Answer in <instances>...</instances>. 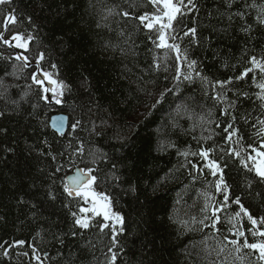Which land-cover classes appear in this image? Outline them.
Segmentation results:
<instances>
[{
    "label": "trees",
    "instance_id": "obj_1",
    "mask_svg": "<svg viewBox=\"0 0 264 264\" xmlns=\"http://www.w3.org/2000/svg\"><path fill=\"white\" fill-rule=\"evenodd\" d=\"M197 2L198 11L174 23L178 35L181 29L198 28L199 43L184 38L183 44L189 59L198 62L196 71L208 81L194 77L191 83H181L180 91L167 96L151 116L148 110L155 99L149 94L158 96L175 83V53L165 60V50L154 46L156 33L119 14L121 9L134 15L152 13L148 0H134L131 9L133 0H11L0 5V31L5 13L14 9L20 23L11 30L34 35L24 53L29 57L27 67L15 59L22 50L0 43V243L35 242L43 264H109L114 226L118 243L113 264H240L230 245L219 256L212 249L224 236L235 238L232 233L237 230L245 231L249 242L259 237L247 231L252 225L246 217L233 219L239 206L231 202L218 213L220 223L212 228V221L205 220L209 212L202 209L206 204L218 206L223 195L215 191V178L207 168L193 180L188 161L203 167L206 161L190 153L199 152L201 146L213 149L210 158L223 157L221 164H227L224 178L231 199L241 197L255 218L264 217V183L241 163L249 154L256 156L249 144L258 150L264 144L260 131L264 126L253 128L264 119V101L256 95L260 89L253 75L258 82L264 77L256 69L235 80L251 67L250 56H264V25L257 21L264 0H232L230 9L226 0ZM254 2L257 8L244 7ZM107 8L113 9L110 15ZM237 11H244V18L229 21V13ZM249 25V33L241 31ZM10 35L5 33L6 38ZM40 53L45 56L40 73L64 84L63 89L53 84L51 103L45 100L44 85L32 78ZM229 78L231 84L223 89L217 85L213 91L216 81ZM217 92L223 96L220 101L213 99ZM189 98L196 119L182 116L173 126L176 104ZM225 111L228 115L222 114ZM55 113L68 117L64 134L48 125ZM229 121L242 137L240 158L227 154L231 143L225 142L223 129ZM209 135L211 139H205ZM81 146L83 152H77ZM246 162L252 167L251 161ZM75 166L96 170L93 190L109 197L112 212L123 217V225L89 211L85 215L90 227L75 226L71 213L84 215L79 211L83 200L69 197L63 187ZM207 195L214 199L209 201ZM193 218L204 220L208 227ZM102 224L109 227L101 231ZM24 251L30 256H17ZM242 255L245 264H260L258 254L244 249ZM0 264L37 262L25 246L15 249L10 260L0 259Z\"/></svg>",
    "mask_w": 264,
    "mask_h": 264
},
{
    "label": "snow or ice",
    "instance_id": "obj_2",
    "mask_svg": "<svg viewBox=\"0 0 264 264\" xmlns=\"http://www.w3.org/2000/svg\"><path fill=\"white\" fill-rule=\"evenodd\" d=\"M11 0H0V5L9 4ZM127 2V0H126ZM148 2L153 6L154 11L152 13L145 12L141 15H134L128 10L121 9L120 15L123 18H128L131 20H136L142 25L145 29L150 32H155L156 37L153 40L154 46L159 49L165 50L166 60L168 58L169 53H175V75L172 77L175 82L172 88H165L164 90L159 92V95L149 94L155 99V103L151 104L148 110V115H152L153 110H157L158 106H162L163 102L166 101L167 96L172 95L174 92L180 91V84L183 82L191 83L195 78L201 79L203 82H207L208 78L203 76L201 72L196 71L198 62L195 60L189 59V49L184 46L183 40L184 38L189 39V43H199L198 36V28L197 27H187L186 29H181L182 35L177 34V28L175 27V23H179V17L186 16L188 13H194L198 11V2L197 0H148ZM227 6L230 9L232 5V0H226ZM135 6L134 0L133 3L129 4V8H133ZM119 7V6H117ZM245 8H257L258 6L254 3L252 4H244ZM106 12L110 15L113 12L112 8H107ZM245 16L244 11H237L235 13H229L228 20L231 21L233 17H240L243 19ZM29 22H31V18L29 17ZM107 19V17H105ZM257 21L259 24L264 25V5L259 6V11L257 14ZM175 22V23H174ZM20 23V18L16 16L15 10H10L5 13L3 17V31H0V43L7 45L8 47H14L16 49L22 50L18 54H16L15 59L18 61H23L24 67L29 66V57L24 53L30 50V42L34 40V35L31 32H22V31H12L11 27L16 26ZM35 27V25H33ZM100 27V24L97 25ZM241 31L245 33H249L251 31V26H247L241 29ZM11 32L9 37H5V33ZM149 39H152L150 36ZM14 42V43H13ZM45 59L44 53H40L36 57V68L37 72L33 73V81L38 85H43V79H48L50 83H59L61 89H63L64 84L63 81H52L49 73L44 72L43 78L38 75L42 71L41 69V61ZM248 62L251 67H246L240 73L239 76L235 77V80H241L246 77L249 73H253L256 69H259V72L262 77H264V56L257 57L252 55L248 58ZM155 67L157 69L160 68V62L154 58L153 61ZM56 65H52V68H55ZM186 68L188 71H183L182 69ZM167 71V69H165ZM253 82L256 83V86L260 89L256 95L261 100L264 101V78H262L259 82L257 81V77L253 75ZM232 83V78H229L227 81H216L212 86L213 91L216 90V86L219 85L221 89H223L226 85ZM45 92L53 91L49 88L43 89ZM6 91V89H5ZM62 94V92L60 93ZM55 95V92H54ZM183 93H181V96ZM247 95V93H244ZM176 99H180V96H177ZM214 100L220 101L223 99L221 92H217V94L213 97ZM60 101L57 100V103ZM194 102L189 101L182 102L181 104H176L174 109V115L172 116L173 126L176 125V121L182 116H186L190 120H195L197 117V113L194 111L192 104ZM264 107V104L261 105ZM223 115H228L225 111L222 113ZM3 115V113H0ZM67 119L66 117H53V126L54 127H62V123L57 125L56 121H64ZM236 119L235 116L232 117V121ZM232 121H229L227 126L224 127L223 131L225 135V142H230L231 146L227 149V154L235 156L236 158H240L242 152L244 151V147L241 144L242 137H240L239 130L233 126ZM80 122L77 121L72 125L73 128L77 127ZM257 125L264 126V119H258L256 124H253V128H256ZM220 127L219 124L216 125ZM261 132H264V127H261ZM99 134V133H97ZM259 134V133H258ZM234 137L236 138L234 140ZM205 139H211V135L205 137ZM168 146H174L169 144ZM253 152L256 153V156L248 155L246 159H241V163L245 168H248L249 171H254L256 177L259 182L264 183V159H261L257 162V157H264V144L260 145V149L253 147L251 144L247 146ZM77 152H83V147L81 146L76 150ZM213 149L204 148L201 146L199 152L190 153L192 156H199L201 160L206 161V163L201 167L197 163H193L188 161L192 172L193 180H197L199 176L204 175V169L207 168L209 174H211L215 180L213 183L214 189L216 192H219L223 195V201L218 202V206L216 203H213L211 207L208 204L205 205V208L202 211H208L209 215L205 216V220L210 219L212 221V228L216 229V225L220 223V216L218 213L222 212L225 208L229 206V202L233 205H238L239 210L235 212L233 219L236 217H246L248 221L251 222L252 227L247 231L251 234L253 238L259 237L255 242H249L247 236L245 235V231L237 230L232 233L235 238L229 239L228 236L223 237V241L219 244L218 248L212 249L216 252L217 256L221 253L225 252L226 249H229V245L231 246L230 251L236 254L235 259L240 261V264H245V256L242 255L244 249H247L253 253L258 254L257 260L260 264H264V217L259 219L255 218L250 212L249 209L244 206L241 202V197L237 196L235 199H231L229 192V185L225 182L224 178V169L227 167V164H221V160L223 157L219 159L210 158V153ZM181 155H189V153H180ZM55 159V157H53ZM101 158H104L103 155ZM246 161L252 162V167H249V164ZM95 163V160L93 161ZM115 168V165H113ZM184 167V165H181ZM57 172L60 171V168L56 169ZM96 170L93 168H77L74 175L66 176L64 179V192L67 193L69 197L76 196L87 199L91 197L92 206L91 208L80 207V213L92 212L94 215L103 214L104 220L109 221L112 220L115 223H119L123 225L124 220L123 217L116 212H112L111 209V201L109 197L104 193H96L93 190V185L97 182L98 177L94 174ZM194 173V174H193ZM249 186H251V182H249ZM135 191V188L132 189ZM51 196V192L49 193ZM54 198V197H53ZM209 201H212L214 198L211 195H207L206 197ZM100 201H104V203H100ZM75 226H79L80 228H89L90 223L88 219H85L83 216L78 215L76 212L71 213ZM199 224H203L204 227H208L205 224L204 220L195 221ZM261 227H257V225ZM106 227H109L108 224L100 225L101 231H103ZM123 227L119 229L120 232H123ZM218 231V230H217ZM231 231V229L229 230ZM112 232V247L108 249V252L111 253L109 264H113L116 261L117 256L116 253L113 252V248L117 247V229L113 226L111 228ZM72 235H76V232H73ZM62 242V241H61ZM28 247L31 250V258H34L37 264H43L41 255H38V249L35 246V242L29 243L25 240H13L11 242L5 241L0 243V259H11L12 252L20 247ZM44 255H47L46 253ZM17 256L29 257L30 253L28 251H24L22 253H17Z\"/></svg>",
    "mask_w": 264,
    "mask_h": 264
},
{
    "label": "water",
    "instance_id": "obj_3",
    "mask_svg": "<svg viewBox=\"0 0 264 264\" xmlns=\"http://www.w3.org/2000/svg\"><path fill=\"white\" fill-rule=\"evenodd\" d=\"M38 75H40V76L43 78V75H42L41 73H38ZM43 84H44V86H45L46 88L51 89V83L45 81V79H43ZM45 98H46L47 101H50V100H51V95H50V92H49V91L46 92V94H45ZM61 116L66 117L67 119H65V120L62 121V122L59 121V120H57V121H56V124L59 125V124L62 123L63 126H62V127H54V126H53V117H61ZM67 122H68V117H67V115H66L65 113H56V114L51 115V117L49 118V121H48V125H49V127H50L54 132H56V133H58V134H64L65 131H66V129H67ZM77 168H80V167L75 166V167L73 168L72 172H70L67 176L74 175L75 172H76V169H77ZM72 197H73V196H72Z\"/></svg>",
    "mask_w": 264,
    "mask_h": 264
},
{
    "label": "rangeland",
    "instance_id": "obj_4",
    "mask_svg": "<svg viewBox=\"0 0 264 264\" xmlns=\"http://www.w3.org/2000/svg\"><path fill=\"white\" fill-rule=\"evenodd\" d=\"M14 43V42H13ZM35 73V72H34ZM47 81H49L48 79H46ZM54 83H52V86H53ZM52 92V91H51ZM60 97H58L57 99H59ZM262 158L260 157L257 162H259ZM83 200V204H84V208H91L92 206V200H91V197H88L87 199L85 198H82ZM100 203H104V201H100ZM86 213H84V215H82L85 219H87V216L85 215ZM93 214V213H92ZM94 215V214H93ZM102 219H104L103 217V214H100L99 215Z\"/></svg>",
    "mask_w": 264,
    "mask_h": 264
}]
</instances>
